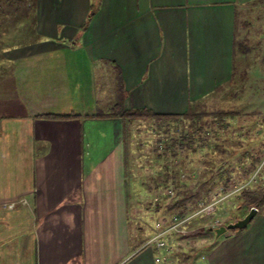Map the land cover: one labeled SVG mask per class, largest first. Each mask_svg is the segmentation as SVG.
<instances>
[{
	"label": "crops",
	"instance_id": "0c3cea01",
	"mask_svg": "<svg viewBox=\"0 0 264 264\" xmlns=\"http://www.w3.org/2000/svg\"><path fill=\"white\" fill-rule=\"evenodd\" d=\"M33 2L36 38L0 51V264H173L145 246L162 170L143 180L98 75L114 74L125 109L197 108L232 88L235 59L256 62L244 43L264 0ZM252 218L223 258L264 264V212Z\"/></svg>",
	"mask_w": 264,
	"mask_h": 264
},
{
	"label": "rangeland",
	"instance_id": "374dc122",
	"mask_svg": "<svg viewBox=\"0 0 264 264\" xmlns=\"http://www.w3.org/2000/svg\"><path fill=\"white\" fill-rule=\"evenodd\" d=\"M259 17L261 19L256 32L258 39L252 41L248 39L244 43L248 56L256 58V62L250 64L248 72L246 66L249 63L245 64L243 60L235 59L234 71L237 78L235 77L232 88L224 94L208 97L196 108V112L200 115L195 117V120L179 119L161 125L149 120L129 122L126 142L129 145L131 161L140 170L141 177L150 184L153 181H149V173L154 169H161L163 173L162 178H159V181H162V191L159 194L154 192L156 196L152 197L150 202L152 206L146 208L149 212L146 215L148 224L159 223L163 227L174 225L176 219L181 217L176 214L175 202L180 201L184 196H189L190 191L193 194L202 182H206V185L193 197V200L196 203L203 200L204 205L212 204L213 210L194 215L178 225V228L198 229L215 220L220 225H228L243 218L248 213V207L247 209L238 207L240 200L236 197L235 190L240 187L236 188L234 183L238 181L232 178L240 179L244 175L243 170L248 164V159L242 158L244 155L262 156V161L250 180L253 184L256 183V186H264V167L263 171L260 169L264 166V14ZM245 70L249 74L248 77ZM243 74H246L245 78L240 79ZM113 75L112 72L107 73L106 79L101 74L98 75L102 111L107 109L112 111L113 104L121 98L120 89L115 86L116 80ZM219 112H232V114L222 115ZM228 166L232 168V172L227 185H223L222 181H225L226 177L218 179L217 172L220 170L225 173L229 169ZM259 169L256 176L258 179L254 181ZM144 173L147 176H144ZM140 185L141 190H144L142 184ZM159 195L162 196L163 201H159L161 198ZM189 199L191 200L188 197L187 200ZM159 202L163 206H156L160 205ZM258 208L259 212L256 214L264 212V207ZM198 210L180 219L191 216ZM247 225L248 223L243 227L227 230L218 237L213 230L207 228L204 231L200 228V231L184 236L180 234L176 236L173 233L174 246L171 253L173 264H210L214 262L209 257L211 252L223 258V252L227 248L224 247L227 242L225 237L235 234L233 237L235 238L236 234L243 232ZM233 238L228 243H231ZM240 263L241 259L237 254H231L220 262V264Z\"/></svg>",
	"mask_w": 264,
	"mask_h": 264
},
{
	"label": "trees",
	"instance_id": "16d2710c",
	"mask_svg": "<svg viewBox=\"0 0 264 264\" xmlns=\"http://www.w3.org/2000/svg\"><path fill=\"white\" fill-rule=\"evenodd\" d=\"M33 1L34 0H0V50L16 45L26 44L36 38L34 30L35 19L33 14ZM121 94L122 90H120V95ZM109 114L116 115L127 123L134 120H150L159 125L164 122L169 123L172 121H178L179 119L193 121L195 120V117L200 115L196 112V106L191 107L181 115L167 116L154 114L148 110L125 109L122 103V95L121 98L113 104V110L110 111ZM219 114L230 115L232 112H219ZM242 158L248 159V164L243 170L245 173L240 177V179H237V177L232 178L238 181V183H234V185L237 186L236 188L240 187L235 190L236 197L240 200L237 205L240 209H247V207L251 205L262 208L264 207V186H256V183L253 184L250 180V177L260 165L262 156L252 154L251 156L244 155ZM263 167L264 166L260 168L261 171L264 170ZM227 168H229V166ZM260 169L257 171L254 181H257L258 177L256 176L258 175ZM231 172L232 168L227 169L225 173H222L219 170L216 177L218 179L226 177L225 181H222V184L227 185L229 182L227 180L229 179ZM205 183L206 182H202L199 184L198 189L194 191L193 194L190 191L189 196H184L180 201L175 202L176 204L174 207H177L176 214L183 217L194 210L200 209L202 205L205 204L203 200H199L197 203L193 200V197L204 189L206 185ZM188 197L191 198V200H187ZM200 201L201 204H199Z\"/></svg>",
	"mask_w": 264,
	"mask_h": 264
},
{
	"label": "built area",
	"instance_id": "2783aa9c",
	"mask_svg": "<svg viewBox=\"0 0 264 264\" xmlns=\"http://www.w3.org/2000/svg\"><path fill=\"white\" fill-rule=\"evenodd\" d=\"M13 206V204H9V207ZM254 209L255 210V213H258L259 212V208L254 206V205H251V206H248V211ZM212 204H207V205H204L201 209H199L195 214H192L191 216H188L186 218H182V220L178 217L176 219V223L174 225H171V226H160L159 223H156L154 225L156 231L154 233V235L146 242L145 246H149V247H155L157 250H162L166 253H169L171 254L172 251H173V241H174V237H173V233L175 235H186L188 233H191V232H197V231H204L206 228L209 230L210 227L212 228H216L218 226H221L220 223L217 222V220H215L213 223L207 225V226H201L200 228L198 229H187V230H184L183 228H178L183 221L185 220H188L190 219L191 217H193L194 215H197L198 213H201V212H204V211H212ZM160 226V228H159ZM200 229V230H199ZM157 262L160 261V257H156L155 259Z\"/></svg>",
	"mask_w": 264,
	"mask_h": 264
},
{
	"label": "water",
	"instance_id": "95a60500",
	"mask_svg": "<svg viewBox=\"0 0 264 264\" xmlns=\"http://www.w3.org/2000/svg\"><path fill=\"white\" fill-rule=\"evenodd\" d=\"M255 214H256L255 210L252 209V210L248 211V213L243 218H241L240 220H238L234 223H229L228 225H221V226H218L216 228L210 227L209 230H213L215 233V236L218 237V236L224 234L227 230H231V229L236 228V227L245 226Z\"/></svg>",
	"mask_w": 264,
	"mask_h": 264
}]
</instances>
